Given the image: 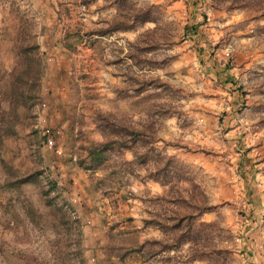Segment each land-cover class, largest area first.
<instances>
[{"label":"rangeland","instance_id":"rangeland-1","mask_svg":"<svg viewBox=\"0 0 264 264\" xmlns=\"http://www.w3.org/2000/svg\"><path fill=\"white\" fill-rule=\"evenodd\" d=\"M10 7L44 70L40 101L3 147L20 171L40 169L43 187H67L54 199L69 216L61 253L76 264H264V0H0V70L12 63ZM124 21L133 29L96 33ZM104 119L152 139L84 171V146L123 134L106 136ZM46 129L61 135L38 150ZM7 219L0 264L17 250L53 263L48 237ZM177 222L189 235L150 256L179 236L160 225Z\"/></svg>","mask_w":264,"mask_h":264},{"label":"trees","instance_id":"trees-1","mask_svg":"<svg viewBox=\"0 0 264 264\" xmlns=\"http://www.w3.org/2000/svg\"><path fill=\"white\" fill-rule=\"evenodd\" d=\"M10 16L13 25L4 28L3 37L9 39L10 48L8 53L12 63L9 68L0 70V173L3 175L0 181V212L8 218L6 223L14 232L19 229V221L23 220L25 228L31 227V230H36L41 236L48 237L50 242H53L54 249H56V251H53L52 264H72L70 256H64L61 253V240L59 239L61 237L63 239L64 233L68 234L67 230L70 231V227H68L69 216L64 211L66 204L63 202L58 204L54 201L56 197L59 198L60 194L66 191L67 187L65 185L61 186L57 181L52 180H48L46 187H43L39 179H37V175L42 171L40 169L36 172L20 171L14 163L15 157L8 155V151L3 147L5 139L14 138L17 134L16 127L20 124L22 116L20 111L25 113L24 116H28V114L30 116L33 107L38 104L41 76L44 70L39 47L26 44L20 39L23 31L19 25L18 9L10 7ZM143 19L140 17L138 20L144 22ZM133 27L131 22H117L98 29L96 33L101 35L111 34L113 32L127 31L133 29ZM4 40L1 41L4 42ZM100 129L103 133H106V136L123 134L120 135L121 139L107 138L102 142L84 146V159L79 160V166L84 171L95 173L105 167L107 162L116 154L121 153L125 149H131L138 143L142 144V146L149 144V139H152L151 136L147 137L142 131L119 127L114 122H109L106 119H104ZM36 144L38 150L45 147V138L38 137ZM147 158L148 153H138L130 164L136 162L142 165ZM162 171L165 172V169L159 170L155 178ZM27 187L31 190L33 189L34 193L26 192ZM51 192H54L56 196L50 197ZM180 225V222H177L173 227L160 225L174 234L178 233L179 236L176 237L173 245L163 243L161 248L157 249L158 251L152 249L150 256L164 250L171 251L178 247L180 242H182L181 240L189 235L191 231L189 223L186 224L184 231H181ZM25 228L24 230H27ZM24 235L27 236L28 232H25ZM143 249L144 246H139L132 250L141 252ZM111 250L113 251L114 248L108 249L104 263L111 260ZM77 255L81 256V252H78ZM51 263L39 260L33 254H28L21 250L12 251L7 256V264ZM73 264H76V262ZM80 264H85L82 257L80 258Z\"/></svg>","mask_w":264,"mask_h":264},{"label":"built area","instance_id":"built-area-1","mask_svg":"<svg viewBox=\"0 0 264 264\" xmlns=\"http://www.w3.org/2000/svg\"><path fill=\"white\" fill-rule=\"evenodd\" d=\"M61 135L60 131H50L46 129L43 132V137L45 138V147L51 149L55 145V138H59Z\"/></svg>","mask_w":264,"mask_h":264}]
</instances>
